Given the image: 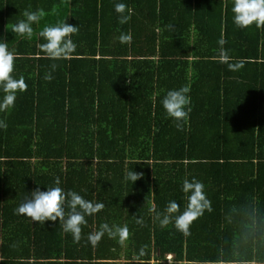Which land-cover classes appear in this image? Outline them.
I'll return each instance as SVG.
<instances>
[{"label": "trees", "instance_id": "16d2710c", "mask_svg": "<svg viewBox=\"0 0 264 264\" xmlns=\"http://www.w3.org/2000/svg\"><path fill=\"white\" fill-rule=\"evenodd\" d=\"M117 2L131 8L125 24ZM231 7L232 0H0V39L18 54L11 75L27 84L0 111V264H144L165 254L185 264H264V28L235 27ZM37 8L48 15L32 25L31 39L11 31L25 9ZM57 21L78 28L67 60L37 48L40 30ZM121 32H131L130 44L119 42ZM221 48L243 66L219 62ZM185 84L191 112L187 130H177L160 100ZM130 170L141 174L133 183ZM193 177L210 210L188 235L173 222L161 228L155 213L169 200L182 212L181 181ZM55 180L105 204L85 217L78 241L58 221L13 214ZM102 222L126 224L128 238L121 244L105 234L93 246L88 236Z\"/></svg>", "mask_w": 264, "mask_h": 264}, {"label": "clouds", "instance_id": "9594fccd", "mask_svg": "<svg viewBox=\"0 0 264 264\" xmlns=\"http://www.w3.org/2000/svg\"><path fill=\"white\" fill-rule=\"evenodd\" d=\"M114 11L118 14L116 19L119 24L127 23L131 18V8L122 2L114 4ZM55 11L54 9L52 10ZM232 22L237 28L245 29L254 24L257 29L264 28V0H232ZM23 19L12 25L11 31L21 37L31 39L33 35L32 25L39 23L48 13L42 8L35 11L25 9L22 13ZM78 32L76 25H71L65 21H57L54 24H45L38 35L43 38L44 43L37 44L40 53L49 60H67L72 58L76 43L72 40V35ZM131 32H121L118 40L121 44L131 43ZM222 45L223 40L219 41ZM13 50H10L7 43L0 39V111L10 110L16 98L17 92H24L27 88L24 77L14 78L11 73L14 71V60L17 58ZM227 52L221 48L218 60L226 63L227 68L236 71L243 66V61L229 63ZM56 64H51L54 71ZM45 80H51L50 72L44 75ZM190 86L185 84L176 89L167 90L162 96L160 103L167 117L174 121L177 130H187L189 113L191 112V97L188 95ZM6 124L0 120V128H5ZM141 174L133 170L127 173V179L135 182ZM180 192L186 199V205L182 212L175 200L167 201L162 212H156L153 219L158 221L161 228L166 227L170 222L173 226L188 235V228L192 221L197 219L205 209L210 210V202L206 198L204 185L193 177L191 180L183 179L180 185ZM105 207L101 201L93 202L82 197L78 192L71 189L65 190L59 186V180L54 181V186L46 187L41 191L39 187L32 190L21 203L13 210V214L29 218L31 222L44 224L45 221H58L65 233L72 235L73 241L80 238L81 225H86V216L94 215ZM68 209L67 212L65 209ZM149 211H154L150 208ZM179 213L177 215H174ZM136 223L143 225L142 218H137ZM107 235L110 239H116L118 243L128 238L129 230L127 225H109L106 222L100 223L98 229L88 236L89 242L95 246L101 236ZM144 255L141 248L140 256ZM135 260L136 257H133Z\"/></svg>", "mask_w": 264, "mask_h": 264}, {"label": "built area", "instance_id": "2783aa9c", "mask_svg": "<svg viewBox=\"0 0 264 264\" xmlns=\"http://www.w3.org/2000/svg\"><path fill=\"white\" fill-rule=\"evenodd\" d=\"M144 264H185V262L176 260L172 254H165L162 258L152 257L144 261Z\"/></svg>", "mask_w": 264, "mask_h": 264}, {"label": "crops", "instance_id": "0c3cea01", "mask_svg": "<svg viewBox=\"0 0 264 264\" xmlns=\"http://www.w3.org/2000/svg\"><path fill=\"white\" fill-rule=\"evenodd\" d=\"M154 255V253H152V255L151 256H153ZM152 258V257H151Z\"/></svg>", "mask_w": 264, "mask_h": 264}]
</instances>
